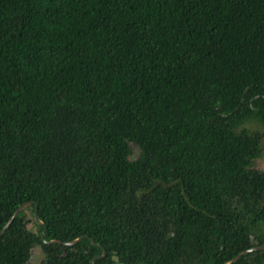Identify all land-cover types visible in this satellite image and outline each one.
<instances>
[{"label":"trees","instance_id":"obj_1","mask_svg":"<svg viewBox=\"0 0 264 264\" xmlns=\"http://www.w3.org/2000/svg\"><path fill=\"white\" fill-rule=\"evenodd\" d=\"M263 139L264 0H0V264L264 246Z\"/></svg>","mask_w":264,"mask_h":264},{"label":"water","instance_id":"obj_2","mask_svg":"<svg viewBox=\"0 0 264 264\" xmlns=\"http://www.w3.org/2000/svg\"><path fill=\"white\" fill-rule=\"evenodd\" d=\"M32 203L31 202H28V203H25L23 204L22 206H20L16 212L13 214V216L10 218V220L8 221V223L6 224V226L3 228V230L1 231L0 233V238L5 234V232L9 229V227L11 226V224L14 222V220L18 217V215L25 211L27 209L28 206H30ZM34 219L35 221L40 224V225H43V222L39 219V216H38V211H37V207L35 208V212H34ZM44 235H45V232L42 233L41 235V238H42V241L48 245H54V244H59V245H63V246H74L75 244H77L78 242H80L83 237H80L72 242H62V241H59V240H52V241H46L44 239ZM92 243L94 244V241H92ZM256 251H264V246H258V247H255V248H252V249H249V250H246L244 252H242L241 254H239L237 257H235L233 260L227 262L226 264H233L235 262H237L239 260V258L243 255H246L248 253H251V252H256ZM106 256V251L103 250V254L98 257V258H102ZM114 260L116 262L119 261L118 257H115ZM94 261V260H93ZM120 264V263H118Z\"/></svg>","mask_w":264,"mask_h":264},{"label":"rangeland","instance_id":"obj_3","mask_svg":"<svg viewBox=\"0 0 264 264\" xmlns=\"http://www.w3.org/2000/svg\"><path fill=\"white\" fill-rule=\"evenodd\" d=\"M260 130H261V128H260ZM262 146H263L262 156L254 162L253 168L264 171V139L262 141ZM132 148H133V152H134L133 158L136 159L140 153L139 149L135 145ZM27 221H28V228L36 231L37 228H36L35 223L33 221V217H31L30 214H29ZM43 260H44L43 252L41 251V249L39 247H36L32 250L31 259H30L28 264H43Z\"/></svg>","mask_w":264,"mask_h":264}]
</instances>
